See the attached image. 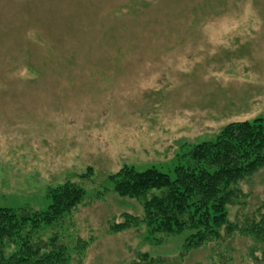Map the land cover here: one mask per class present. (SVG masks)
Listing matches in <instances>:
<instances>
[{
  "label": "rangeland",
  "instance_id": "obj_1",
  "mask_svg": "<svg viewBox=\"0 0 264 264\" xmlns=\"http://www.w3.org/2000/svg\"><path fill=\"white\" fill-rule=\"evenodd\" d=\"M257 118L264 0H0V209L40 213L49 190L82 189V202L41 233L67 247L66 264H133L142 254L256 264L249 238L180 262L188 232L156 244L144 225L109 229L124 214L143 217L110 176L128 166L173 179L191 147ZM241 189L246 207H229V221L264 203V168Z\"/></svg>",
  "mask_w": 264,
  "mask_h": 264
},
{
  "label": "trees",
  "instance_id": "obj_2",
  "mask_svg": "<svg viewBox=\"0 0 264 264\" xmlns=\"http://www.w3.org/2000/svg\"><path fill=\"white\" fill-rule=\"evenodd\" d=\"M263 168L264 118L229 123L213 142L191 147L180 157L173 179L155 168L138 172L124 166L110 176L113 192L136 200L143 217L124 214L123 221L113 223L109 233L144 225L152 240L160 244L164 239L161 236L188 232L180 262L188 251L213 243L226 244L240 236L259 246L260 256L253 250L250 253L255 263L264 262V203L228 220L229 207H238L239 212L246 207L248 195L242 191V184L249 183ZM83 198V190L67 182L48 191L49 204L43 212L0 209V264L68 263V249L58 237L46 239L41 233L64 220ZM157 235L159 238H155ZM174 261L167 263L142 254L133 264H179Z\"/></svg>",
  "mask_w": 264,
  "mask_h": 264
}]
</instances>
